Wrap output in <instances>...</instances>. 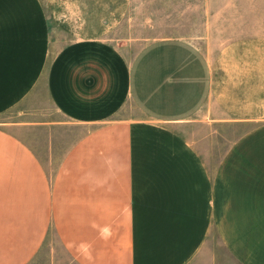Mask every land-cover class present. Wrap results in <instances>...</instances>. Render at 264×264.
I'll list each match as a JSON object with an SVG mask.
<instances>
[{"label":"crops","instance_id":"0c3cea01","mask_svg":"<svg viewBox=\"0 0 264 264\" xmlns=\"http://www.w3.org/2000/svg\"><path fill=\"white\" fill-rule=\"evenodd\" d=\"M216 79L182 38L56 52L44 0H0V264H264V119Z\"/></svg>","mask_w":264,"mask_h":264},{"label":"rangeland","instance_id":"374dc122","mask_svg":"<svg viewBox=\"0 0 264 264\" xmlns=\"http://www.w3.org/2000/svg\"><path fill=\"white\" fill-rule=\"evenodd\" d=\"M57 52L73 39L101 38L128 63L146 46L182 38L214 64L216 104L231 116L264 119V0H44ZM30 109L29 99L6 114ZM226 112V111H225ZM236 133L231 132V137ZM222 136L209 150L214 163ZM217 241V239H216ZM54 248L60 249L53 239Z\"/></svg>","mask_w":264,"mask_h":264}]
</instances>
